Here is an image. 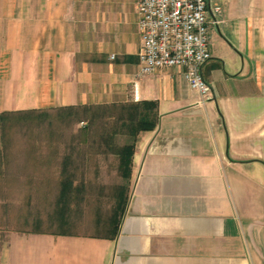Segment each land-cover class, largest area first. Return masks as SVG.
Listing matches in <instances>:
<instances>
[{"label": "crops", "instance_id": "obj_1", "mask_svg": "<svg viewBox=\"0 0 264 264\" xmlns=\"http://www.w3.org/2000/svg\"><path fill=\"white\" fill-rule=\"evenodd\" d=\"M137 2L0 0V113L137 105L153 123L129 132L119 110L99 134L121 178L103 235L14 231L0 264H264V0H208L220 7L208 98L179 66L137 76ZM127 145L124 177L116 149Z\"/></svg>", "mask_w": 264, "mask_h": 264}, {"label": "rangeland", "instance_id": "obj_2", "mask_svg": "<svg viewBox=\"0 0 264 264\" xmlns=\"http://www.w3.org/2000/svg\"><path fill=\"white\" fill-rule=\"evenodd\" d=\"M118 111L109 105L93 117L58 108L27 118L7 116L0 126V252L14 231L103 235L100 224L111 213L121 178L117 156L103 149L98 137L113 130ZM82 132L90 133L84 145ZM63 166L74 176L64 205L58 200Z\"/></svg>", "mask_w": 264, "mask_h": 264}, {"label": "built area", "instance_id": "obj_3", "mask_svg": "<svg viewBox=\"0 0 264 264\" xmlns=\"http://www.w3.org/2000/svg\"><path fill=\"white\" fill-rule=\"evenodd\" d=\"M136 13L140 36L137 76L179 66L189 88L202 98L210 97L202 67L210 58L208 28L219 23L220 7L210 6L208 0H138Z\"/></svg>", "mask_w": 264, "mask_h": 264}, {"label": "trees", "instance_id": "obj_4", "mask_svg": "<svg viewBox=\"0 0 264 264\" xmlns=\"http://www.w3.org/2000/svg\"><path fill=\"white\" fill-rule=\"evenodd\" d=\"M147 104H148L147 102L141 103L140 108L144 109L145 108L144 106ZM138 107L139 106H137V105L136 106H127V107L122 106L119 109L120 111L126 112V117L124 119H122L120 123L129 132L136 133L140 130L152 129V127H153L152 122L148 121L146 118H144V116L139 114V108ZM58 109L60 111H62L63 109H67L68 110L67 114H69L70 112H74V113H80L81 112V113L89 114L90 117H93L94 115H96V112L99 109H101V107H97V106H70L67 108H58ZM31 113L32 114L38 113L36 115H39L42 112L30 110V111H26V112H3V113H0V126H3L5 124V122L7 120H9L7 116L24 115L23 118H27L28 114H31ZM119 115H120V112H119ZM116 152L118 153L119 158H120L119 169H120V171L124 177H128L129 172H130V162H131V156L133 153V146L132 145L122 146L120 148H117ZM71 188H72V181L70 178H67V176H65V178L60 181V191H59V198H58V200L60 202H62L63 204L65 203L66 196L70 192ZM120 194L121 193H118V195H120ZM118 223H119L118 219L114 214L113 217L109 221V224L111 226L109 236L112 237L114 235V232L118 226Z\"/></svg>", "mask_w": 264, "mask_h": 264}]
</instances>
